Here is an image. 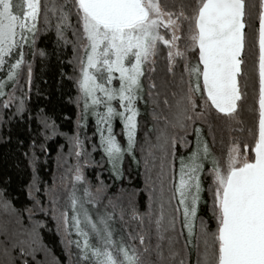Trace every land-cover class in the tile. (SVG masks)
Returning <instances> with one entry per match:
<instances>
[{
  "label": "snow or ice",
  "instance_id": "1",
  "mask_svg": "<svg viewBox=\"0 0 264 264\" xmlns=\"http://www.w3.org/2000/svg\"><path fill=\"white\" fill-rule=\"evenodd\" d=\"M53 26L58 42L72 45L77 103L85 115L93 110L99 142L89 151L79 131L67 138L59 184L54 176L43 188L48 207L33 196L31 208L17 209L0 192V264L36 259L40 224L21 218L32 221L37 209L69 237L70 264H192L193 250L195 264H264V0H0L5 113L26 111L28 55H46L35 49ZM36 119L58 134L43 110ZM97 151L117 180L127 157L143 165L146 212L109 195L100 173L87 179ZM36 161L33 151L34 172ZM40 191L34 176L29 195Z\"/></svg>",
  "mask_w": 264,
  "mask_h": 264
},
{
  "label": "trees",
  "instance_id": "2",
  "mask_svg": "<svg viewBox=\"0 0 264 264\" xmlns=\"http://www.w3.org/2000/svg\"><path fill=\"white\" fill-rule=\"evenodd\" d=\"M68 35L71 39L70 32ZM39 50H44L46 55L44 57H40L38 54L33 57L31 53L28 55V60L33 64V78L30 98H27L26 102V111L21 115L13 116L14 107L7 110L6 113L0 109V116L5 117L3 121H0V192H7L8 198L17 209L31 208L35 202L33 196L43 200L44 206L48 207L43 188L45 185L51 186L54 176L59 184L60 175L65 169L58 170V163H60L58 153L67 154V138L69 136L79 131L82 140L85 137L88 138L85 143L89 151H91L93 142L96 144L99 142V135L93 121H90L86 126L80 124L83 104L77 103L79 92L73 78L78 75V70L73 63H69L73 57L72 45L58 42L53 26L48 31L41 32L35 51L38 53ZM157 68L158 70L162 69L163 64H158ZM24 72L25 79L21 83L24 91L27 92V70L25 69ZM139 106L141 108L140 120L143 124L144 120L150 119V116L144 115L142 103ZM41 110L44 115L51 118L50 122L55 123L57 135L53 136L51 131H45L36 119ZM8 117L11 119L9 120ZM121 129L122 125H118L115 134L124 143L123 137L120 135ZM45 136L48 138L45 139ZM189 139L194 140V137L190 136ZM34 141L35 147H33ZM41 144L45 145L44 150L41 149ZM61 145H65V147L62 149ZM177 149L181 154H188L187 148L177 145ZM33 151L37 157L35 172L29 163V157ZM92 157L97 163L85 169L88 180L95 183L97 173H100L104 181L110 185L109 195L121 197L125 205L131 201L141 213L148 210L151 189L146 187L142 164L138 167L130 157H127L123 164V178L117 180L110 174V166L106 160L101 159L100 151L93 153ZM75 162L74 157L69 159L70 165ZM34 176L37 187L41 191L33 192L30 196L29 186L33 183ZM202 214L204 213L202 212ZM3 219V215L0 214V221ZM34 222L40 224L37 229L40 247L35 254V260L31 256L25 259H28L30 264H70L66 248V241L69 237H66L63 230L58 228L52 213L50 211L44 213L37 209L33 220L29 221L28 213L24 212L21 224L27 227ZM212 226L214 227V224ZM70 238L77 239L74 230ZM76 251L73 245L72 252ZM190 258L192 264H195L196 253L194 250ZM20 264H23V260L20 261Z\"/></svg>",
  "mask_w": 264,
  "mask_h": 264
},
{
  "label": "rangeland",
  "instance_id": "3",
  "mask_svg": "<svg viewBox=\"0 0 264 264\" xmlns=\"http://www.w3.org/2000/svg\"><path fill=\"white\" fill-rule=\"evenodd\" d=\"M113 85L116 86V87H118V86H119V82H118V80H114V81H113ZM82 104H83V102L81 101V105H82ZM114 106H116V107L118 108V102H114ZM82 108H83V106H82ZM101 110H102V109H101ZM92 111H93V110H89V112L85 115V114H84V111H83V109H82V118H81V122H80V124H81V126H82V125H83V126H86V125H88V123H89L90 121H93V123L95 124V127H96V129H97L96 117L92 114ZM82 122H83V123H82ZM118 125H121V124H120L119 119L116 118V119L113 121L114 132H115L116 127H117Z\"/></svg>",
  "mask_w": 264,
  "mask_h": 264
}]
</instances>
